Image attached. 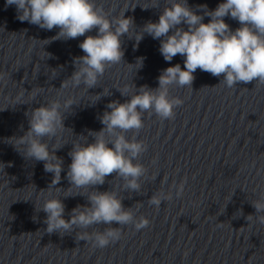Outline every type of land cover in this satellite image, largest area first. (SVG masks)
<instances>
[{
  "label": "water",
  "instance_id": "water-1",
  "mask_svg": "<svg viewBox=\"0 0 264 264\" xmlns=\"http://www.w3.org/2000/svg\"><path fill=\"white\" fill-rule=\"evenodd\" d=\"M97 2L111 17L125 12L139 32L148 21L159 20L169 0H159L158 7L152 6L154 0ZM222 2L188 0L194 9L206 4L209 10ZM17 15L14 5L6 6V0H0V109L7 107L0 111V162L5 165L0 170V264H250L264 237V224L247 220L248 215H256L251 202L264 197V81L257 78L228 87L224 74L217 77L197 69L191 86L170 85V98L182 103L171 119L144 113L137 138L147 145V151L137 162L148 171L141 178L140 192H120L124 207L133 208L137 220L147 218L149 225L141 230L132 224L121 226L119 241L95 247L91 240H81L84 230L64 235L46 231L47 214L40 208L54 173L46 172L45 162L26 157L10 141L27 133L28 113L35 108L56 99L75 100L77 105L65 113V129L56 138H45L50 151L64 144L54 150L63 159V171L53 190L62 191L52 195L61 197L65 219H70L77 205L90 206L89 191H113L123 183L114 172L104 185L72 189L70 194L75 196L65 198L68 193L64 191L71 187L67 173L73 143L84 138L94 142L89 132L104 127L100 118L111 111L108 103L130 99L120 91L128 88L131 95L143 86L157 89L162 71L177 63L183 69L184 57L177 54L171 62L165 61L160 40L147 34L136 48L130 32L122 37V61L108 67L96 87H73L74 58L85 55L79 44L87 35L95 36L96 29L44 45L59 28L41 29L21 22ZM209 20L205 17L203 22ZM225 22L233 30L240 27L230 16ZM138 57L145 59L143 67L135 69L132 65ZM104 89L111 94L95 102V95ZM17 97L27 103L13 105ZM133 135L127 133L129 139ZM78 191L83 195H76ZM160 191L171 192L172 198L159 207L149 204ZM108 227L120 225H94L86 231L101 232Z\"/></svg>",
  "mask_w": 264,
  "mask_h": 264
},
{
  "label": "clouds",
  "instance_id": "clouds-1",
  "mask_svg": "<svg viewBox=\"0 0 264 264\" xmlns=\"http://www.w3.org/2000/svg\"><path fill=\"white\" fill-rule=\"evenodd\" d=\"M13 5L21 22L27 21L45 30L59 28L55 36L43 41L44 45L55 40L85 36L96 29L95 36L87 35L79 44L85 55L74 58L75 71L70 77L73 87L83 85L87 90L96 87L106 69L122 61L125 54L122 37L125 34L129 36L130 32L134 33L132 37L135 38L136 48L147 34L160 40L159 51L165 61L171 62L177 54L184 57L183 69L177 63L162 71L157 89L143 86L131 95L128 88L120 91L121 95L130 99L124 103L118 100L108 103L107 109L111 111H105L100 118L104 127L99 132H89L94 142L88 143L82 137L84 139L73 143L67 173L71 187L64 191L68 193L64 195L65 198L75 196L70 194L72 189L89 190L93 186L104 185L106 177L114 172L123 183L113 191H89L87 198L90 206L77 205L72 209L70 219H65L66 205L61 197L52 195L53 192L62 191L59 188L53 190L60 183L63 171V159L57 157L54 150L62 148L64 144L52 147L50 151L45 138H56L65 129V113L77 104L74 99L63 102L56 99L28 113L29 130L23 137L10 142L18 150L22 148L26 157L45 162V171L54 173L51 185L44 191L49 195L40 208L47 214L45 223L48 233L64 235L84 230L81 240H91L95 247L104 248L121 239V226L132 224L136 230L146 228L149 220L145 217L137 220L133 208H125L120 195L122 190L140 192L141 178L148 171L142 163L137 162L140 155L147 151V145L137 138L144 126V113H154L165 120L173 118L174 109L182 101L170 98L169 86H191L197 69L217 77L224 74L223 82L228 87L257 78L264 81V0H223L215 10H209L206 4L197 5L194 9L189 6L188 0H169L159 20L148 21L139 32L135 31L133 18H125V12L121 17H111L98 5L97 0H6V6ZM152 6L158 7L159 0H154ZM229 16L237 20L240 27L233 30L225 22ZM205 17H210L208 23L203 22ZM181 25H186L187 29ZM144 59L138 57L132 66L142 68ZM63 86L68 85L65 83ZM110 94L109 90L104 89L103 93L95 95V102L101 96ZM21 103L27 102L17 97L13 105ZM128 132H134L131 139L127 136ZM4 167V163L0 162V170L3 171ZM77 194L83 195L79 191ZM171 198V192L160 191L153 194L148 202L159 207L163 200ZM251 203L256 215H248L247 220L256 219L264 224V215H258L264 213V197ZM136 206L143 205L138 203ZM239 214L242 215V211ZM113 222L120 227H108L94 233L86 231L94 225L111 226Z\"/></svg>",
  "mask_w": 264,
  "mask_h": 264
}]
</instances>
